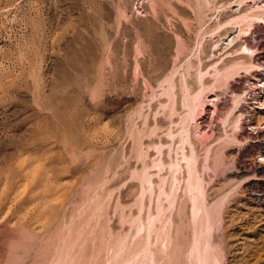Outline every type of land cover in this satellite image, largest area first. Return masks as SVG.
I'll use <instances>...</instances> for the list:
<instances>
[{"label": "rangeland", "instance_id": "374dc122", "mask_svg": "<svg viewBox=\"0 0 264 264\" xmlns=\"http://www.w3.org/2000/svg\"><path fill=\"white\" fill-rule=\"evenodd\" d=\"M263 10L0 0V264H264Z\"/></svg>", "mask_w": 264, "mask_h": 264}, {"label": "bare ground", "instance_id": "6f19581e", "mask_svg": "<svg viewBox=\"0 0 264 264\" xmlns=\"http://www.w3.org/2000/svg\"><path fill=\"white\" fill-rule=\"evenodd\" d=\"M262 1H264V0H262ZM262 14H260L258 16V18L262 19V21L264 22V15H262ZM253 15H251V17ZM247 18H248V16H247ZM249 25H251V24H249ZM246 27H248V26H246ZM239 28H240V26H239ZM242 29H245V28H242ZM251 30H252V27H251L250 31ZM250 34H252V32H250ZM234 37H232L233 40H234ZM243 45H245V48H244L245 50L244 51H242ZM243 45H241L240 50L242 52H240L241 55L238 57L237 61H235L229 68H225L222 72L219 71L220 69L218 70L219 71V73H218V79L219 80L218 81H225L227 78H230L232 75L240 73V70H242V69H243L244 72H249L250 71L251 72V75L255 79V81H253V80L251 81V79L248 78V81H247V82H249V89L252 88V90L251 91L249 90V92H248V89L246 88L245 91L243 92V94H239V93L238 94H235L236 92L234 93V96L232 97V100H233V102L235 104L234 109L236 107L240 108V106H241L242 103H244V104L246 103L247 96L248 95H252V93H254V96H253L252 99L254 100V103H257L258 104V107H256V108H258L259 111H257V113H259V112L261 113L264 110V56H262V59H261V57H259V58L256 57L259 52L258 53H255V52H257L258 50L260 51V46H252V45H250L249 42H247V40H246V42ZM263 45L264 44L261 43V46H263ZM215 87H216V85H215ZM216 95H217V92H216ZM256 108L255 109L253 108L251 110L250 115L247 116L249 118L246 117L247 119H249V120H247L246 124H247V126L252 127L254 130H257L260 133V131H262L261 125L264 124V122H261V123L259 122L257 124L252 119L254 113H256ZM243 112L240 111L239 117L242 116ZM230 113H232V112H230ZM254 124H257V126H254ZM262 155L264 156V154H262ZM258 175L263 176L261 178V180H264V164L258 168Z\"/></svg>", "mask_w": 264, "mask_h": 264}]
</instances>
